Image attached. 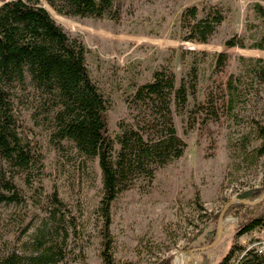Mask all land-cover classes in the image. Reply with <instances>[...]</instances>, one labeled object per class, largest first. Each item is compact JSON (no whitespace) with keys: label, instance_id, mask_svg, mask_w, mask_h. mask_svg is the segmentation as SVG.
Returning <instances> with one entry per match:
<instances>
[{"label":"rangeland","instance_id":"1","mask_svg":"<svg viewBox=\"0 0 264 264\" xmlns=\"http://www.w3.org/2000/svg\"><path fill=\"white\" fill-rule=\"evenodd\" d=\"M114 1L113 16L80 17L58 13L38 0L69 36L85 45L89 74L107 98L112 136L120 124L140 129L150 119L146 109L129 100L156 69L171 72L176 86L183 82L188 88L185 103L173 98L170 104L176 132L186 141L181 155L156 167L152 178L139 174L112 201L114 263L162 264L167 259L170 264H216L234 242L260 245L264 229L237 232L244 217L264 206V198L245 201L264 191L256 198L238 196L264 181V152H259L264 78L255 77L252 60L264 58V49L250 46L262 29L255 4L264 6V0ZM193 5L199 16L210 10L224 15L208 41L188 38ZM229 38L247 45L228 46ZM219 52L227 53L224 62ZM14 99L22 134L36 143L41 158L28 179L14 173L20 200L0 199V256L15 249L23 257L20 264H31L35 233L43 221H52L49 205H60L54 194L65 206L57 213L63 226L47 238L60 251L56 264H103L97 159L53 136L38 95L17 91ZM0 192L8 190L0 187ZM237 201L245 205H233Z\"/></svg>","mask_w":264,"mask_h":264},{"label":"trees","instance_id":"2","mask_svg":"<svg viewBox=\"0 0 264 264\" xmlns=\"http://www.w3.org/2000/svg\"><path fill=\"white\" fill-rule=\"evenodd\" d=\"M46 1L58 13L70 16L101 17L116 10L114 0ZM255 8L262 29L250 46L264 49V6L256 3ZM188 10L192 18L189 22L192 34L188 38L192 40L208 41L224 19L220 10H210L202 16L197 5ZM226 44L247 45L244 39L236 38L227 39ZM85 55L82 41L69 36L38 0H0V187L8 190L0 192V199L20 200L14 173L28 179L32 165L41 158L36 143L22 134L14 111L16 92L31 90L39 97V108L49 118L53 136L71 141L81 155L98 161L102 184L98 205L101 255L103 264H115L110 250L112 201L139 174L152 178L156 167L181 155L186 141L176 132L170 104L173 98L178 104L185 103L188 88L183 82L176 86L171 72L156 69L152 79L139 84L129 100L134 107L146 109L150 119L140 129L120 124V130L112 136L107 122V98L92 80ZM226 57V52L217 54L219 62ZM252 60L255 77L264 78V58ZM259 133L263 138L259 152L263 153L264 125ZM263 191L264 181L263 186L243 189L238 196L256 198ZM52 198L60 205H49L52 221H43L35 233V252L28 255L31 264H56L60 260V251L47 238L52 236V230L63 226L57 213L65 206L54 194ZM233 205L245 204L237 201ZM255 229H264V206L244 217L237 233ZM22 258L11 249L0 256V264H20ZM162 264L170 262L166 259ZM216 264H264V241L258 246L234 242Z\"/></svg>","mask_w":264,"mask_h":264},{"label":"water","instance_id":"3","mask_svg":"<svg viewBox=\"0 0 264 264\" xmlns=\"http://www.w3.org/2000/svg\"><path fill=\"white\" fill-rule=\"evenodd\" d=\"M263 198H264V194L261 197H259L258 199H256V200H246L245 199V201L250 202V203H255L257 201L262 200ZM223 214H224V211H223V213H221V216H220V227H221L220 231L222 230Z\"/></svg>","mask_w":264,"mask_h":264},{"label":"bare ground","instance_id":"4","mask_svg":"<svg viewBox=\"0 0 264 264\" xmlns=\"http://www.w3.org/2000/svg\"><path fill=\"white\" fill-rule=\"evenodd\" d=\"M179 260L181 261V258H179Z\"/></svg>","mask_w":264,"mask_h":264}]
</instances>
